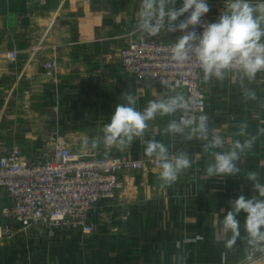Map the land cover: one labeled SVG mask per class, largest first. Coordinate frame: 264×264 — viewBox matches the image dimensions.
<instances>
[{
    "label": "crops",
    "instance_id": "0c3cea01",
    "mask_svg": "<svg viewBox=\"0 0 264 264\" xmlns=\"http://www.w3.org/2000/svg\"><path fill=\"white\" fill-rule=\"evenodd\" d=\"M207 1V22H216L225 0ZM181 2L176 0V9ZM139 6L140 0H0V156L19 145L30 158L44 157L55 133L84 155L150 158L138 139L124 150H107L102 142L92 147L116 105L124 102L125 91L137 97L140 109L165 93L138 82L120 64V50L132 39L150 38L136 30ZM175 35L156 36L171 41ZM13 51L18 52L16 61L9 59ZM53 62L49 73L45 65ZM241 78L227 74L223 82L203 84L209 127L225 141L213 151L243 141L246 137L236 135L241 123L247 124L248 135L264 128V75L245 80L243 87ZM245 89L256 98H247ZM180 114L158 116L145 134L146 140L164 143L170 155L189 153L192 166L175 183L162 189L158 167L125 169L113 206L102 203L91 213L92 235L67 226L22 229L14 224L0 244V264H246V242L238 239L231 250L225 248L222 220L231 210L230 200L255 194L244 178L248 172H257L264 184V134L237 162L239 175L205 180L212 159L202 152L206 141H185L163 131ZM4 203L6 193L0 188V208ZM245 216L241 212L237 217L242 236Z\"/></svg>",
    "mask_w": 264,
    "mask_h": 264
},
{
    "label": "clouds",
    "instance_id": "9594fccd",
    "mask_svg": "<svg viewBox=\"0 0 264 264\" xmlns=\"http://www.w3.org/2000/svg\"><path fill=\"white\" fill-rule=\"evenodd\" d=\"M225 3L226 7L216 22L203 24V31L197 34L186 30L189 26L195 28L201 24V17L210 11L207 0H182L179 9L175 8L176 0H140L136 30L148 37L156 36L162 30L184 32L175 43H171L172 61L184 65L195 59L204 82L212 79L223 82L229 72H239L243 87L245 80L254 82L258 73H264V2L253 4L251 0H225ZM185 13L189 15L177 24L178 18ZM165 87L166 92L148 101L143 109L137 107V97L125 91L121 95L124 102L116 105L110 122L102 128V137L94 139L92 147L96 148L102 142L107 150L113 147L124 150L138 139L144 146V155L153 158L160 170V187L171 186L184 170L192 166L193 160L187 151L170 155L164 143L154 138L146 140L145 134L149 123L158 116H173L181 112L179 119L170 120L163 131L170 136H183L185 141L194 137L206 141L202 152L209 153L212 159L207 164L205 180L239 175L241 168L237 162L253 148L258 135L264 134V128H260L257 135H248L247 124L241 123L236 135L246 138L234 141L227 151H213L222 148L225 141L210 129L208 116H192L191 99L167 82ZM245 94L249 99L256 98L249 89H245ZM84 143L87 146L88 141ZM258 177L257 172L247 173L244 178L251 183L255 194L249 199L239 195L230 200L231 210L222 220L225 248L231 250L238 239L246 242V264H264V184ZM241 212L246 214L243 236L237 218Z\"/></svg>",
    "mask_w": 264,
    "mask_h": 264
},
{
    "label": "built area",
    "instance_id": "2783aa9c",
    "mask_svg": "<svg viewBox=\"0 0 264 264\" xmlns=\"http://www.w3.org/2000/svg\"><path fill=\"white\" fill-rule=\"evenodd\" d=\"M188 15L185 13L180 21ZM205 23H208L206 15L201 17L200 25L195 28L189 26L186 31L200 34ZM166 32L162 30L160 33ZM183 34L176 31L171 41L161 40L157 36L134 38L120 50V64L125 73L142 84L166 92L167 82L183 90L192 101L190 114L198 117L204 114L206 108L203 91L206 82L203 81L202 70L195 59L184 65H177L171 59V43H175ZM17 58L18 52L9 54L11 61ZM55 66L53 62L46 64L45 68L50 73ZM228 74L241 76L236 71ZM257 75L263 76L264 73ZM46 154L33 159L23 152L21 146L14 145L0 156V188L6 193V203L0 208L4 221L0 223V244L10 236L14 224L22 229L31 225L67 226L79 229L87 236L92 235L95 229L91 213L102 203L108 208L113 206L123 189L121 172L125 169L148 170L157 167L153 158L133 160L84 155L74 151L67 140L55 133L51 135Z\"/></svg>",
    "mask_w": 264,
    "mask_h": 264
}]
</instances>
